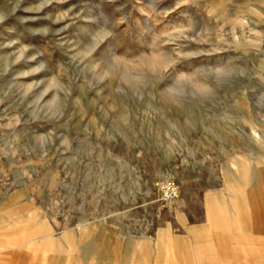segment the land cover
<instances>
[{
	"label": "rangeland",
	"instance_id": "374dc122",
	"mask_svg": "<svg viewBox=\"0 0 264 264\" xmlns=\"http://www.w3.org/2000/svg\"><path fill=\"white\" fill-rule=\"evenodd\" d=\"M0 264H264V0H0Z\"/></svg>",
	"mask_w": 264,
	"mask_h": 264
},
{
	"label": "crops",
	"instance_id": "0c3cea01",
	"mask_svg": "<svg viewBox=\"0 0 264 264\" xmlns=\"http://www.w3.org/2000/svg\"><path fill=\"white\" fill-rule=\"evenodd\" d=\"M239 177H241V176L239 175ZM239 177H238V180H240ZM228 188L230 189L231 194H233L234 193V191H233L234 186H232V187L228 186ZM213 196H214V194L209 196L207 199V210L209 212V216H211V218L213 219L214 222L223 221V220L227 221L226 217L222 216L219 212V209H218V205L220 204V203H218L219 201L215 202V199H213ZM258 200H260V199H258ZM242 202L249 209H251V207H253L252 204L248 203L247 194H245L243 196V198L239 204H241ZM256 206H257V203L255 204V206L253 208H255ZM259 210L261 211L262 209H259ZM81 228L85 229V230H91V227H88L87 225L82 226ZM87 248H91V243H90V247H87ZM87 251H91V249H87Z\"/></svg>",
	"mask_w": 264,
	"mask_h": 264
},
{
	"label": "built area",
	"instance_id": "2783aa9c",
	"mask_svg": "<svg viewBox=\"0 0 264 264\" xmlns=\"http://www.w3.org/2000/svg\"><path fill=\"white\" fill-rule=\"evenodd\" d=\"M159 188L161 198L165 201L174 200L179 195V186L173 180L162 181Z\"/></svg>",
	"mask_w": 264,
	"mask_h": 264
},
{
	"label": "clouds",
	"instance_id": "9594fccd",
	"mask_svg": "<svg viewBox=\"0 0 264 264\" xmlns=\"http://www.w3.org/2000/svg\"><path fill=\"white\" fill-rule=\"evenodd\" d=\"M182 75H184V74H182ZM193 86L200 93H207V92L211 91V89L207 88L206 86L203 89H198V88L195 87V85H193Z\"/></svg>",
	"mask_w": 264,
	"mask_h": 264
},
{
	"label": "bare ground",
	"instance_id": "6f19581e",
	"mask_svg": "<svg viewBox=\"0 0 264 264\" xmlns=\"http://www.w3.org/2000/svg\"><path fill=\"white\" fill-rule=\"evenodd\" d=\"M169 201H172V200H169ZM169 201H167V202H169Z\"/></svg>",
	"mask_w": 264,
	"mask_h": 264
}]
</instances>
